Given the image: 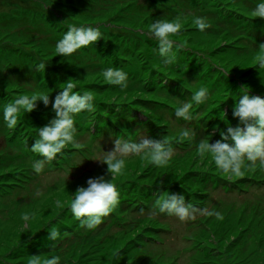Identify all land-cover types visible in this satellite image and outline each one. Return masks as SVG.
Wrapping results in <instances>:
<instances>
[{"label": "rangeland", "instance_id": "rangeland-1", "mask_svg": "<svg viewBox=\"0 0 264 264\" xmlns=\"http://www.w3.org/2000/svg\"><path fill=\"white\" fill-rule=\"evenodd\" d=\"M87 1L89 8L78 10L69 0H0V105L42 91L54 102L70 78L97 101L94 113L77 117L76 142L39 175L32 164L42 157L30 148L38 128L55 117L51 104L37 101L14 129L0 111V264H27L33 255L59 256L60 264H264V166L245 161L243 175L229 178L198 149L201 140L215 143L239 123L233 111L243 87L264 96L258 64L264 18L252 16L257 0ZM177 15L182 29L172 38L184 47L166 66L147 28ZM16 16L26 21L3 23ZM196 16L211 27L200 32ZM70 24L98 25L104 37L65 57L56 43ZM41 61L48 63L45 72L27 81L17 77L21 66ZM115 66L128 73L126 91L103 79V69ZM202 86L209 101L193 102L191 121L177 120L175 108ZM183 129L194 133L191 139H179ZM118 135L166 136L174 155L164 167L144 155L127 157L115 181L119 205L88 231L72 216L70 202L88 178L107 175V163L91 158L112 151ZM163 191L184 194L196 207L195 219L159 213L155 202ZM216 211L222 219L208 214ZM25 212L34 214L28 229L21 226ZM52 225L61 231L57 241L50 238Z\"/></svg>", "mask_w": 264, "mask_h": 264}, {"label": "clouds", "instance_id": "clouds-1", "mask_svg": "<svg viewBox=\"0 0 264 264\" xmlns=\"http://www.w3.org/2000/svg\"><path fill=\"white\" fill-rule=\"evenodd\" d=\"M252 16L264 18V0H257ZM192 23L200 32H205L211 27L208 19L203 16H196ZM181 29L180 15L172 19H155L148 25L147 35L158 45L155 51L163 65L171 66L177 62V53L184 45L172 37L177 36ZM101 37H104V34L98 25L70 24L57 41L56 52L71 57L78 50L92 46ZM259 47L264 48V44H260ZM47 64L41 61L31 66L34 69L33 73L45 72ZM258 64L260 68H264V58H261ZM102 75L109 85L117 86L121 91L129 88L128 73L118 66L104 68ZM227 75L228 72L226 77ZM63 85V90L55 96L54 102L50 100L48 92L42 91L31 95H19L13 102L0 105L4 124L8 129H14L20 114L33 111L37 101H42L46 106L51 104L55 117L38 128L35 143L30 148L33 153L42 157L32 164V169L37 175L44 171L46 162L55 160L58 154L64 153L69 144L76 142L77 117L82 113H94L97 108L94 93L77 90L78 85L73 78L68 79ZM241 93L233 111L239 123L236 126L229 125L226 132L221 131V139L216 140L215 143L201 140L198 144L200 155L211 154L216 168L229 178L243 175L245 161L248 162L247 167L255 166L257 163L264 166V96L251 95L247 86L241 89ZM209 99L210 90L207 87H199L192 92L190 101L182 102L175 108L176 119L191 121L194 118L193 102L204 105ZM193 135L191 130L183 129L179 139H191ZM105 153L106 155L94 156L91 159L107 163V175L88 178L87 186L78 187L70 202L69 211L72 216L88 231L97 228L104 217L111 214L119 205L120 192L115 181L126 167L127 157L144 155L150 159L153 166L164 167L172 159L174 147L166 136L162 139L144 136L136 140L131 135L126 137L118 135L114 139V149ZM84 160L76 166L82 164ZM36 195L39 196L40 193L37 192ZM57 205L61 206V202L57 201ZM155 206L159 213L175 216L180 221L195 219L196 207L187 201L184 194L163 191L162 197L156 200ZM208 214H214L222 219L219 211ZM33 218L34 214L23 213L20 218L22 228L28 229ZM49 232L53 241L61 238V231L57 225H52ZM27 264H60V257L52 256L42 260L39 255H33Z\"/></svg>", "mask_w": 264, "mask_h": 264}, {"label": "trees", "instance_id": "trees-1", "mask_svg": "<svg viewBox=\"0 0 264 264\" xmlns=\"http://www.w3.org/2000/svg\"><path fill=\"white\" fill-rule=\"evenodd\" d=\"M69 2H71L73 4V6H75L76 9H78V10H85V9L89 8V6H90L89 4H87V2H89L87 0H69ZM15 18H17V16L14 17L13 20H10V19L9 20H3V23H6V22L9 23L10 21H13V26H14V25H17V23H19V21H22V22L26 21V20H24L25 17H23V16L19 20L18 19L16 20ZM31 66H25V65L21 66L17 72L18 73L17 77L23 81H27V80L32 79L34 76V73H33L34 69ZM195 69H197L199 71V66L195 67ZM48 78L54 79V77H52V76H49Z\"/></svg>", "mask_w": 264, "mask_h": 264}]
</instances>
